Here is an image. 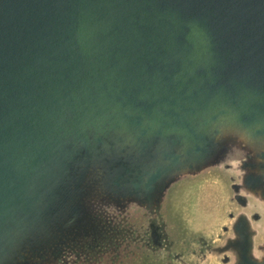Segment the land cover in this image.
<instances>
[{"label": "water", "instance_id": "obj_1", "mask_svg": "<svg viewBox=\"0 0 264 264\" xmlns=\"http://www.w3.org/2000/svg\"><path fill=\"white\" fill-rule=\"evenodd\" d=\"M209 178L264 264V0H0V264Z\"/></svg>", "mask_w": 264, "mask_h": 264}, {"label": "flooded vegetation", "instance_id": "obj_2", "mask_svg": "<svg viewBox=\"0 0 264 264\" xmlns=\"http://www.w3.org/2000/svg\"><path fill=\"white\" fill-rule=\"evenodd\" d=\"M178 197L133 213L103 212L98 227L70 237L51 264H230L246 245L236 229L241 219L246 221L248 255L253 251L258 232L250 227L249 212L240 211L228 186L215 179L193 188L186 196L194 205L189 214ZM197 199H203V209L196 206ZM247 203L250 209L249 199ZM208 207L212 213L204 212Z\"/></svg>", "mask_w": 264, "mask_h": 264}, {"label": "rangeland", "instance_id": "obj_3", "mask_svg": "<svg viewBox=\"0 0 264 264\" xmlns=\"http://www.w3.org/2000/svg\"><path fill=\"white\" fill-rule=\"evenodd\" d=\"M215 179L214 178H209V179H207V180H204V181H202V182H200V183H198V184H196V185H193V186H190V187H188L186 190H184V192H183V194L181 195V197L183 198V209H184V211L185 210H187L188 211V214H189V212L190 213H192L193 211H194V205H192L191 204V201L189 202V199H187L188 197H186L187 196V194H189V192L193 189V188H195V187H198V186H201L202 184H204L205 182H209V181H214ZM186 198V200H184ZM202 200L203 199H201V200H199V199H197L196 200V203H198V204H196V206L198 205L199 207H201L200 209H203V206L202 205H200V203L202 202ZM179 202H180V199H179V197L176 199V203H178L179 204ZM181 202V203H182ZM181 203H180V205H181ZM184 205H185V207H184ZM189 208V210H188V208ZM208 209V210H207ZM207 209H205L204 210V212L205 213H212L209 209H210V207H208Z\"/></svg>", "mask_w": 264, "mask_h": 264}]
</instances>
